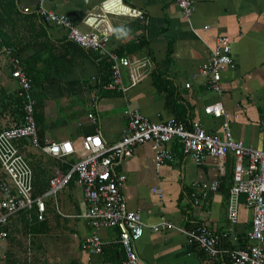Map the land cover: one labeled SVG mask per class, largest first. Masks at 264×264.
<instances>
[{
  "label": "crops",
  "instance_id": "crops-1",
  "mask_svg": "<svg viewBox=\"0 0 264 264\" xmlns=\"http://www.w3.org/2000/svg\"><path fill=\"white\" fill-rule=\"evenodd\" d=\"M100 1L43 0L42 4L47 10L64 15L71 25L84 32L88 27L82 23L83 16L95 11ZM123 1L141 9L143 18L108 15L113 32L103 51L81 50L65 40L64 29L37 18L44 35L36 40L30 41L31 35L23 37L14 29L10 38L16 43V56L19 63H28L34 76L31 97L38 138L68 140L78 148L81 137L97 128L100 136L112 143L125 124V111L136 109L154 122L174 117L187 126L195 121L206 132L216 134L221 133L225 118L233 139L261 149L264 0H192L193 11L187 19L182 18L173 0ZM217 35L228 37L232 58V66L220 73L219 93L211 91L206 85L207 77L197 73ZM108 53L128 61L117 70L119 81L126 88L124 94L107 87L113 81ZM11 71L8 58L0 55V130L21 122V118L15 122L11 105L10 96L19 88ZM157 73L162 76L158 81L163 88L159 90L152 78ZM131 76L137 79L132 86ZM214 101L221 103L220 117L202 111L204 105ZM88 112L95 116V124L86 117ZM177 145L175 140L168 144L172 160L158 167L154 165L150 143L135 145L132 156L115 167L117 174L124 175L119 190L126 207L137 211L147 224L163 218L187 230L204 225L216 233L231 234L239 242L250 230L251 211L239 195L236 221L230 224L226 218L234 156L228 151L221 164L211 156L198 163L183 156ZM28 151L36 156L32 158V189L36 168L44 170L48 186L47 180L55 168L66 172L78 158L73 153L58 159L30 146ZM247 163L245 158L241 159L243 167ZM212 180H217V190L200 197L199 184ZM152 188H157L160 195ZM59 194L61 197L56 200L52 197L54 207L51 196L44 198L45 226L44 232L37 233L34 258L27 246L23 256H10L7 260L4 239L0 243V264H17L21 258L28 264H121L123 252L114 228L97 230L101 250L87 259L80 250V242L90 228L76 216L84 205L82 188L71 178ZM228 242L222 239L220 247L226 250ZM133 249L142 264H229L226 255L209 257L197 243L189 242L169 227L145 229L133 242Z\"/></svg>",
  "mask_w": 264,
  "mask_h": 264
},
{
  "label": "built area",
  "instance_id": "built-area-1",
  "mask_svg": "<svg viewBox=\"0 0 264 264\" xmlns=\"http://www.w3.org/2000/svg\"><path fill=\"white\" fill-rule=\"evenodd\" d=\"M43 0L16 1V9L21 14H34L37 19L48 22L65 30V40L85 50L103 51L113 32L108 15L125 16L141 19V9L129 5L123 0H101L95 11H88L82 18L87 31L77 30L67 17L58 15L43 7ZM182 18L187 19L193 11L192 0H173ZM0 55L8 58L12 65L11 76L16 78L18 95L23 99L21 122L0 130V170L5 178L0 180V243L6 239L8 218L20 211H33L37 220H42L45 213V197H53L69 180L81 186L84 205L76 216L90 228L80 242V250L88 255L99 253L102 246L97 230L114 228L117 230V242L121 246L123 258L121 264H142L133 249V242L142 232L169 227L182 233L189 242L197 243L209 257L226 255L229 264H264V142L261 149L245 145L231 136L228 123L223 119L221 133L206 132L200 124L192 121L187 126L180 120L170 117L163 121H151L136 109L125 111V124L119 137L112 143L106 142L95 128L93 133L81 137L79 147L74 148L68 140L39 139L33 117V100L30 85L24 67L10 46L0 45ZM113 81L107 85L125 93L118 77V66L127 65V59L108 53ZM232 66L230 44L227 36L217 35L207 58L198 67L197 73L207 77V87L219 93L220 73L225 67ZM137 79L131 76L130 86ZM189 86L188 82L184 83ZM204 114L213 117L223 115L219 101L202 107ZM86 117L92 124L95 116L88 112ZM264 134V130H263ZM25 140L39 152L61 159L76 153L78 158L66 172L55 168L48 179L46 191L32 194L31 167L19 152L17 143ZM178 142L183 156L200 162L205 156L219 160L230 151L234 156L233 184L229 188L226 218L233 224L237 218V196L242 195L251 211V227L245 237L249 241L244 246L238 245L237 238L228 233H216L204 225L193 230L170 224L163 218L153 224L145 223L137 211L126 207L119 186L124 175L117 174L115 167L124 159L132 156L133 147L141 143H150L153 162L156 167L172 160L168 144ZM247 160V166L241 165V159ZM217 180L199 184L200 197L217 190ZM159 196L157 188L151 189ZM56 206V205H55ZM222 239H228L235 246L223 250ZM237 244V245H236Z\"/></svg>",
  "mask_w": 264,
  "mask_h": 264
},
{
  "label": "trees",
  "instance_id": "trees-1",
  "mask_svg": "<svg viewBox=\"0 0 264 264\" xmlns=\"http://www.w3.org/2000/svg\"><path fill=\"white\" fill-rule=\"evenodd\" d=\"M16 1L17 0H0V45L10 46L13 48L14 52L16 43L13 41V38H10L11 34H13L14 29H18V33L24 34L25 36L23 37L31 35L30 41L36 40V38H38L39 36L41 37L44 35V28L39 22H37L36 16L34 14L19 13L16 9ZM77 47L81 50H85L79 46ZM24 62H21V64L23 65L26 77L28 78L31 93L34 76L30 74L31 68H29L28 63L26 61ZM152 78L155 87L158 90L162 89L163 86L160 85V81H158L159 79H162V76L157 73L155 74V76L152 75ZM10 98L12 99L11 105L14 108L15 122L17 123L20 121L22 115L23 99L18 95L17 92L16 94L11 95ZM17 147L31 169H34L35 164L32 162V158L36 159V156L28 151V143L25 140H20L17 143ZM34 172L35 182L33 181V195L43 192L47 187V178L44 170L36 168ZM4 178L5 176L0 170V180ZM33 214V211H20L8 218L6 236L7 247L4 251V258H6L7 260L10 256L15 257L20 254H22L23 256L25 254L27 246L32 249L31 256L33 255L34 258L37 251L36 244H38L37 233L44 232L45 221L37 220ZM246 242L247 239L245 235H243L241 236V240H239L238 245L244 246ZM234 246V244L231 245L228 242L227 249L233 248ZM17 264L28 263L26 262L25 258H21L20 261L17 262Z\"/></svg>",
  "mask_w": 264,
  "mask_h": 264
},
{
  "label": "rangeland",
  "instance_id": "rangeland-1",
  "mask_svg": "<svg viewBox=\"0 0 264 264\" xmlns=\"http://www.w3.org/2000/svg\"><path fill=\"white\" fill-rule=\"evenodd\" d=\"M59 197H61V195L59 194V191L57 192V194H56V196H55V198H59ZM51 198V203H52V205H53V207H54V200H53V198L52 197H50ZM56 200V199H55Z\"/></svg>",
  "mask_w": 264,
  "mask_h": 264
}]
</instances>
